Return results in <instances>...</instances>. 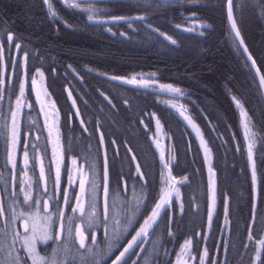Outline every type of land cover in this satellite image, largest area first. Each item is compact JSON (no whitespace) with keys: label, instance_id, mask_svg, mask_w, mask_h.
Masks as SVG:
<instances>
[{"label":"flooded vegetation","instance_id":"af4514ba","mask_svg":"<svg viewBox=\"0 0 264 264\" xmlns=\"http://www.w3.org/2000/svg\"><path fill=\"white\" fill-rule=\"evenodd\" d=\"M119 3L120 0H100L96 2V4L101 6L103 9L108 10L107 13L103 12V14L106 16L127 14L132 12L119 10L121 8V5ZM179 3L178 8L175 10L177 14L176 17L178 20H180L178 22L187 25L193 24L197 27L205 28L203 27V25H205L204 21H208L210 25V27H207L208 35L212 32V30L216 28L213 22L215 19L213 18V16H211V12L215 10V0H195V2H192V0H180ZM236 4L237 6H239L236 9V17L244 36L242 28L243 18L242 15L240 16V5L242 6L243 1L237 0ZM259 10L260 8H258V11ZM167 12L169 15H172L173 10H168ZM190 12H194L195 15H187ZM107 24L110 25L111 23ZM125 26H127L126 23L112 24V28L116 32L115 35L108 36L110 38V44L112 46L118 49L132 47L138 50H142L144 48L140 45H137L136 43L142 42L147 48L154 47L149 44V42L145 41L143 37H141V35L136 33H128L127 30H125ZM11 30L17 31V29L13 28H11ZM259 35L260 37H262L261 42H264V31H260ZM244 38L246 40V43L248 44V40L245 36ZM187 40L188 39L186 38V41ZM98 54L102 55V52H99ZM147 57L150 58V56L148 55ZM85 58L86 57H84V59ZM96 64V68L105 72L116 74H130L133 72L142 71L146 74H154L161 80H166L169 77L175 76L182 79L185 78V75H187V73L185 72H180L176 75L171 72H166L165 68L162 65L161 73L158 67L152 64H144L140 61H135V63L122 61L121 66L116 65L113 61H106V64L97 61ZM245 66L247 67V64ZM261 70L264 74V69ZM90 77H100V75L84 74V131L85 129L86 131H89L90 121L96 129V134L99 141L98 129H100V123L105 119V112L111 118L113 124L120 125L122 127L119 135L111 136L109 139H107L105 134L103 133L105 139V147L107 149L108 155V178L110 187L109 200L111 203L113 196H115L116 193H119L120 200H117V206L114 210V214H116V219L120 221L121 226H117L114 220L111 218H109L107 221L104 219L96 221L92 229H88L87 224L85 223L84 230L88 236L86 246L91 247L93 252L99 250L102 253H105L104 251L106 246V248L110 252L108 255H106V257L111 258H113L120 251L129 237L135 231L143 217L151 210L152 206L157 200L160 189L166 183L164 177H162L161 175V173L163 172L164 176H166V168L161 161V153H163V160L171 161L169 167L174 175L173 177L176 182L174 188L178 189L179 192L175 193L174 191L170 203L166 206L167 210H162L158 220L156 221V224H154V229L152 230L150 237V241L154 240L153 244L150 246L148 244L141 254L140 259L135 262L136 264H143L144 258L148 255L149 250L155 243L157 244L156 250L152 251L150 255H148V257L155 255L157 256L159 244L161 243L164 246L165 254L162 256L160 264H165L166 262L171 260V258L177 251L178 245L183 237L190 233L188 223L190 220L194 221L195 219L191 214H195V212H198L199 218L206 209V198L205 196L201 197L202 193H200L201 189L202 192L206 190V186H202L199 189L196 188V180L197 183H201L202 175L195 167H191L192 165H194L196 160L201 161V156L199 157L200 152L196 139L194 138V135L191 133V131L186 126L180 125V122L175 118V116L169 111V109H167L163 105V95L152 90L134 87L126 90V86L118 84L114 81H110L108 79H106V81L110 82V84L114 87L116 93L117 91H124V93L117 94L119 96H125V101L127 102V104L121 106L113 93L103 90V92L108 95L111 102L108 101L101 93L98 99V104H100L101 108L104 110L103 114L93 113L89 116L87 114V110L90 106V101L87 100V92L85 90L91 92L92 95L94 92L98 94V91H94L93 88H97L98 90V88L103 85L102 82H98L93 84L94 87H91L89 85ZM194 77L199 82L195 74L193 75V78ZM221 86V90L223 91L229 103V109L223 108L220 111L216 110L213 106L215 104H212L209 97H207L204 92H201L199 98L194 103H191L189 105V112L194 117V119H196V121L203 127L204 131L210 136V138L217 142L216 154L217 156L222 157L220 149L221 145L224 146V153L226 155L230 154L228 142L224 141L220 137V135L222 134H228L235 143V146L237 145V149H240V151L244 150L243 147L239 148L238 146V143L242 142V139L236 130L238 127L237 114L232 106L230 94L234 93L240 96L242 100H244V98H242L236 87L231 86V82L228 83L227 80L222 81ZM206 90L212 92L213 88L209 87ZM128 94L136 97L138 105L132 106L129 103L126 98V95ZM0 97H2V99H0V133H3V135H0L1 139L5 138L6 136L5 105L8 99L2 92H0ZM146 101H149L150 104L145 105ZM142 111H147L151 114L157 113V115L160 116L161 119L168 125V128H165L166 147L162 152L155 150L150 140V136L154 133L153 118L152 116L149 118H144L141 115ZM140 122L143 124V126L140 125ZM255 127L258 131L256 159L259 162L258 164H260V162L264 158V136H261V130L256 125ZM112 141H114L115 143L112 144ZM129 148L136 155L135 160L131 159L130 153L128 151ZM185 151L188 155V160L192 163L190 168H188L186 165H184V167L183 165H181L183 152ZM92 163H95V173L102 174L103 157L101 156V151L100 156H97L96 150L92 152L84 149V173H87L89 176L87 181V189H90V182L94 178L93 172L89 169V165ZM137 163L140 164V172L143 173L142 179L136 171ZM15 164L18 165L19 168L21 167L20 169H18L19 173H17V168L15 171L12 170L11 162H9L6 157H4L3 150H1L0 147V199L3 200L6 209L5 214L8 217H11V212L7 211L8 198L5 195V192H10L13 184L14 187L20 191V194L18 196L15 195L14 198L16 201L18 200L22 202V205H18V203L15 204H17L18 207L22 209L24 206V199L21 189L23 187V191H25L26 188H29V183L26 182L25 179H21V176L25 175V172L22 168L24 164ZM35 170L36 169H33V171ZM185 177L187 178L186 180ZM95 178L97 180V183L102 186L101 175H97ZM261 180H263V176H261ZM125 182L128 186L127 192L124 191ZM66 184L67 183L61 185L62 190L66 187ZM133 185H135L137 199H133V193L131 190ZM73 188H75L76 190V184L68 183L67 189L70 192V196ZM53 194L54 193L43 194L44 200L42 201V203H44V201H47V211L51 209L54 210L53 204L55 203V201L48 199V196ZM226 194L227 190L224 189L222 199L225 198ZM138 199H143V203L140 205L141 212L137 215L136 219L133 220L132 226L128 228L127 232L125 233L122 225L126 224L127 217L131 215V212L129 211L125 213L124 209L133 208ZM121 201H125L126 203H121ZM245 204L247 205L246 208H244ZM225 205L227 207L226 214ZM215 213H217L215 218L218 220L219 227L221 225V221L224 218L228 219V227L230 225V222L231 225L236 223L235 226L232 228L230 227V229L236 230V239L239 238L242 240V238L244 237V243L238 245L236 249H232L230 248L231 239L228 234L217 236L216 241H219L218 248L209 250L207 263L211 264V262L214 260L215 264H248L249 257L251 255L249 246L252 244L255 247L256 243L264 238V189H259V200L254 223L252 220L251 204L249 202L248 193L245 195L243 205L239 206L237 209V217L241 220H238L232 214H229L228 203L226 199H224V202L221 206H217ZM96 215H102L100 208L97 209ZM182 224L184 225L180 227ZM93 235L95 236V244H92ZM166 235L171 236V241H166ZM250 236L252 237L251 239L249 238ZM223 245H226V247L223 248ZM17 247H19V245H17ZM225 249L227 250L226 252ZM19 251H24V249L21 248L19 249ZM192 252H195V250L193 249ZM84 253L85 259H89V256H87L86 254V249H84ZM223 254L225 255L224 260H222ZM252 254H254V249ZM198 256L199 252L196 253L195 263L194 255L188 256L187 259H192L191 264H198ZM261 257H264V246L261 250ZM131 259L128 260V264ZM146 264H149L147 260Z\"/></svg>","mask_w":264,"mask_h":264},{"label":"trees","instance_id":"16d2710c","mask_svg":"<svg viewBox=\"0 0 264 264\" xmlns=\"http://www.w3.org/2000/svg\"><path fill=\"white\" fill-rule=\"evenodd\" d=\"M28 1L29 2H26L25 0H0V19L3 23L5 20L9 28L17 29V31H15L17 35L26 37L30 42L31 47L35 43H37V45L44 44V47L39 49V51H41L40 54H33L37 45L33 49H30V54L33 59H40L39 63H41L47 73H51L52 65L65 63L68 60H72V58L77 59V57H81V62H84V57H86L95 64L97 61L104 64H106V61H113L118 66L122 65L121 60H130L131 62L140 61L144 64H152L158 67L161 73V65L165 68L166 72L170 73L172 72V69L180 70L185 63V55L176 53L180 50L179 47L166 43L161 39L159 41H161L165 47L158 44H155V47L156 49L161 50L164 54L159 57L153 56L148 58L144 51H140L136 48L126 47L118 49L112 46L110 44V38L107 35L101 34L100 38L98 34L92 32L90 29L85 32L84 26H81V22L75 23L79 27V31L57 35L54 33L53 25L48 20L47 12L43 6L42 0ZM18 3L23 4V6L19 8ZM216 3L218 5H214V9L218 11V13H215L214 11L211 12L213 18L215 19L213 22L216 28L212 30L209 35H206L203 38L198 37L196 39H190L187 41L184 39L181 41L184 47H182V50L179 52H183L186 48L195 50V52L199 55H193L192 61H190V64L187 65V68L178 72H185L187 74L194 73L196 78L201 83V87L204 89L203 90L195 86L198 94L204 92V94L209 97L211 103L215 104L213 105L214 108L219 111L223 108H230L229 103L221 90V83L225 80H227L228 83L231 82V86L236 87L242 98H244L246 105L251 111L250 113L254 116L255 125L261 130V136H264V100L259 91L252 69L248 66L249 64L247 63L244 54L236 47V45L229 42L227 35L230 34L227 30L225 21L224 0H220V2L216 1ZM13 7H17L18 10L16 12H12L11 10ZM167 7L168 6L163 5L159 8ZM128 8L131 10H138L136 8H147V4L145 2L140 6H137L135 3H131ZM240 8V16L242 15L243 18L242 28L244 36L248 40V46L252 55L258 61L260 68L264 69V53L259 52L256 48L258 46L260 47L259 44L262 40V37L259 35L260 31L258 30L261 27V23H257L255 20L256 15L260 16L263 20L258 8L264 10V0H243V4L242 6L240 5ZM25 11L30 17V23L27 22ZM155 24L161 26L162 22L156 18ZM26 34L30 35L31 39L26 36ZM73 38L76 42L72 41ZM46 42L50 43L51 46H48ZM59 46H64L66 49L62 50ZM84 48H91L95 51L102 52V56H99L98 54L91 55L92 53H86ZM45 49L49 50L47 55L42 53ZM162 57L165 58L162 59ZM246 64L248 68L245 66ZM209 87L213 88L212 92L206 91ZM57 91L59 92V96L56 95ZM54 94L59 99L62 93L57 87H54ZM236 130L239 134L238 127ZM208 137L216 151L217 142L212 140L209 135ZM220 137L224 141L228 142L230 150V154L226 155L223 150L224 146L221 145L220 149L222 157L217 156V159H215L214 162L221 179V181L219 180L220 191L223 194L224 189L227 190L228 212L236 219L241 220L237 217V209L239 206L243 205L244 198L247 193L249 194V202L251 204L252 191L250 170L245 150L240 151V149H237V145L235 146V143L228 134H222ZM238 146L239 148L243 147V142H239ZM96 152L97 156H100L99 151L96 150ZM258 163L259 162L257 160L256 168L259 176L258 189H264V158L260 164ZM181 165H183V167L186 165L188 168L192 165V163L188 160L186 151L183 152ZM191 167H193V165ZM261 176H263V180L260 179ZM203 181L205 182L204 177ZM220 199H222V196ZM223 202L224 199L220 200L219 206H221ZM246 207L247 205L245 204L244 208ZM200 221L201 227L204 229V218L201 214V216L194 219V221H189V231L194 230L196 226L195 224ZM235 224H232L230 227H234ZM183 225L184 224L180 227ZM219 230L220 227L217 223L211 230V241L207 243L209 249L214 248V242H216ZM170 237V235H166L167 242H169L168 239H170ZM242 240L239 238L232 239L230 241V248H236L238 245L243 243ZM160 248L163 249V244L161 243L159 244V249ZM161 253L162 252L157 251V256L147 257L148 263L160 264L156 259L160 257ZM259 264H264V258Z\"/></svg>","mask_w":264,"mask_h":264},{"label":"rangeland","instance_id":"374dc122","mask_svg":"<svg viewBox=\"0 0 264 264\" xmlns=\"http://www.w3.org/2000/svg\"><path fill=\"white\" fill-rule=\"evenodd\" d=\"M26 2H29L28 0H25ZM217 2H220V0H215V4ZM255 1V0H254ZM81 2V8H84V0H80ZM147 4V8L150 11H153L155 8V4L153 0H125L124 1V7L128 8L131 3H135L137 6H140L142 3ZM48 3H51L53 5V8L55 12L57 13V16L59 17L56 22L52 23L50 22L54 27V33L57 35H60L57 29L61 26V35L64 33H71V32H77L79 31V28L77 29L75 26H73L76 22H84V11L81 9L76 8H70L65 3H63V0H48ZM69 3H71V0H69ZM19 4V3H18ZM31 4V3H30ZM180 4V3H179ZM218 5V4H217ZM23 6V4H19V8ZM58 6H62L65 9H71L66 12L67 16H64L61 18L59 16ZM46 10L48 12L47 4L45 3ZM10 8V7H9ZM11 10V9H10ZM18 10L17 7L12 8V12H16ZM215 13H218V11L214 10ZM259 13L264 17V10L260 9ZM263 13V14H262ZM49 15V12H48ZM16 16V15H15ZM25 16L27 19V22L29 21V15L25 11ZM212 16V14H211ZM7 17V16H6ZM71 17V18H70ZM56 19L49 15V19ZM71 21L68 22V21ZM161 24V29L164 32L173 33L178 30L177 26L173 25L171 23V20L168 17H162L159 19ZM255 20L257 23H262V27L259 28V31H264V18L261 19L260 16L256 15ZM50 21V20H49ZM85 32H87L85 30ZM7 34H11L13 36V40L11 42L7 41L4 37H6ZM79 34V33H74ZM31 39V36L26 34ZM141 37L145 38L148 41H151L153 38V35L149 33L142 34ZM229 42L233 43L232 37L230 35H227ZM5 39L6 42L9 44L11 43L13 45L12 51H13V57L10 62L6 59V49L2 46V58H0V64L2 66V71L0 73V80H3V84H0V92H2L6 98L11 101V109L8 112L6 116V136L5 138L0 139V147L1 150H3V155L6 157V159L11 162V158L14 160L15 163H23V151H27L29 154V161L27 167L22 166L25 175L21 176V179H25L26 182L29 183V188H26L24 192H30L31 195L34 198H38L41 195V190L47 185L48 191L45 192L46 194L53 193L52 191V177L55 174L57 162L59 161L60 164V183L63 185L64 183H68L70 181V178L73 176L74 171L71 168L73 165L71 164V157H74L76 160H78L79 165L84 172V149L87 151L94 152L97 148L100 147V143L98 141V137L96 134V129L94 125L89 121L90 129L89 131H84V129L76 128V126H79L77 123L70 122L67 117V112L65 109L64 99H63V88H64V82L62 76H64V72L68 73L69 68L67 67V64H71L72 62L77 67H82L81 64V57H77V59L72 58L70 62L65 63H59L58 65H52L51 66V78L48 79L45 76V73L43 72V69L38 65L39 58L32 59L28 52L26 50L22 49V44L18 37L14 35L12 31H9V26L7 22L4 20V23L0 19V45L2 39ZM74 42V38L72 39ZM76 42V41H75ZM263 42V41H262ZM260 42V44L262 43ZM137 45L142 46L144 49L140 51H144V53L150 57L153 56H160L164 53L161 52V50L156 49V47L147 48L142 42H136ZM19 44L20 48H16L15 45ZM48 46H51L50 43L46 42ZM259 44V45H260ZM37 45V43L33 44V48ZM44 47V44L37 45L34 50V54H40L41 51H39L40 48ZM184 47V46H182ZM182 47L180 50H182ZM60 49L65 50L64 46H59ZM257 50L261 53H264V42L260 45V47H256ZM261 48V49H259ZM69 50V49H68ZM179 50V51H180ZM38 51V52H37ZM84 51L86 53H92L91 55L98 54V51H95L91 48H84ZM177 51L176 53H181L185 55V63L180 68V70L172 69L171 73L177 74L180 73L178 71H183V69L187 68V65L190 64V61H192L193 55H199L195 52V50L186 49L183 52ZM198 51V50H197ZM27 53V60L24 59V54ZM42 53L44 55H47L49 53V50H43ZM175 53V54H176ZM99 56H102L98 54ZM165 57H162L164 59ZM69 61V60H68ZM125 62H131L130 60H121ZM135 63V62H133ZM13 65H15V68H13ZM64 71V72H63ZM39 73H43V75H40ZM193 73L185 75V78H188L192 80V83L194 85H199L200 89H203L201 86V83L198 82L195 77L193 78ZM106 77L100 76V77H90L89 79V85L91 87H94V83L102 82L103 85L100 86L97 90V88H93L94 91H98V94L95 92L92 93L87 92L86 97L87 100L90 101V106L87 110V114L90 116L93 113L103 114V109L101 108L100 104H98L99 96L101 95V91L105 90L108 92H111L114 94L118 102L121 104V106L127 104L125 101V96H119L117 93H124V91H115L114 87L110 84L109 81H106ZM35 81L33 84L32 82ZM24 85V96L21 99V103L24 105L22 107L16 117V122L18 126V133H19V141L17 148L13 150L12 147V112H15L16 109V99L19 97V87L20 85ZM52 87H57L60 92L62 93V106H59L56 103V100L54 96L51 93ZM131 86H127L125 89L129 90ZM222 89V86H221ZM204 90V89H203ZM208 92V90H206ZM126 92V91H125ZM56 95L59 96V92H56ZM81 100L84 102V93L83 96H80ZM127 100L132 106L138 105L137 99L133 95H126ZM150 102L146 101L145 105H149ZM84 105V104H83ZM102 109V110H101ZM123 109V107H122ZM141 115L144 118H149L152 116L151 113L147 111H142ZM43 116V119L41 117ZM44 120V121H43ZM140 125L143 126V124L140 122ZM126 128V127H125ZM100 129L105 134L106 138L109 139L111 136H117L121 132L122 127L120 125L113 124V121H111V118L108 116V114L105 112V119L100 123ZM57 130L59 134V144L63 146V155H60V149L55 148L54 149V141L57 137ZM94 132V133H93ZM56 153V155H53V153ZM11 157V158H10ZM49 161H51V164H49ZM43 166L44 168V176L40 177V169ZM51 167L52 175H49L48 169ZM17 173L18 165L14 168L12 166V170H16ZM33 169H36L33 171ZM76 176V175H75ZM39 177V183L40 188H37V178ZM75 182H79V180H75ZM204 186V183H197L196 180V188L199 189L200 187ZM23 189V187H22ZM8 193V194H7ZM13 193H19L20 191L14 187L12 184L11 191L5 192V195L7 196L8 204H12L13 208L16 211H20L21 209L18 207V205H22V202L19 201L18 205L15 204V195ZM176 193V192H175ZM62 195V190H59V196ZM24 199V195H23ZM42 203V201H41ZM43 204V203H42ZM23 210L28 211V206L26 204H23ZM89 206V205H88ZM89 210V209H88ZM87 210V211H88ZM48 211H52L48 210ZM86 211V212H87ZM191 214V213H189ZM195 219L198 218V212H195V214H191ZM11 217H9V220ZM55 220L56 218L53 217ZM101 220V218L97 217L96 221ZM16 226L20 231H23V219L17 220ZM67 225V224H66ZM84 227V224L81 225V221L77 220L75 222L74 227L80 228ZM228 236L230 239H236V230L235 229H229L227 231ZM168 241H171V239H168ZM156 243L151 247L149 250L148 255L154 250H156ZM190 245H184L179 251L178 257L175 261V264H178V261H181L182 264H191V260H186L188 256ZM182 249H186L184 252H182ZM163 249H158V252H162ZM105 254H109V250L105 246ZM20 254L26 261H28V258L25 256V251H20ZM148 255L144 258L143 264H146V260ZM92 259V257L89 259V261ZM99 259V257H97ZM89 261H86V264H88ZM103 259L100 260V264L102 263Z\"/></svg>","mask_w":264,"mask_h":264},{"label":"snow or ice","instance_id":"6c2138e0","mask_svg":"<svg viewBox=\"0 0 264 264\" xmlns=\"http://www.w3.org/2000/svg\"><path fill=\"white\" fill-rule=\"evenodd\" d=\"M192 2H195V0H192ZM45 3L47 4L49 15L53 18L58 19L57 13L55 12L53 5L51 3H48V0H45ZM63 3H65L70 8H76L81 9L82 11L90 13L87 16L88 21H94L96 20V14L98 12H105L107 13V9H96L95 7H87V8H81V2L80 0H71V3H69V0H63ZM227 4V15L230 21V26L232 30L235 32V37H240L239 29L237 28L236 20L233 18V9H232V0H226ZM145 17L139 16V17H114L112 18V23L116 24L120 21H123L126 24H131L135 20H141L143 21ZM103 23H107V21H101ZM203 27L207 28L210 27V25H203ZM189 31H192L194 29L189 28L186 29ZM161 35H164L161 33ZM7 41L11 42L13 40V36L11 34H7L6 37H4ZM167 39L171 40V37H166ZM172 43H175L173 40ZM239 43L243 44V40L239 39ZM13 45L9 43L8 49L9 53H11ZM15 47L18 49L20 48L19 44H16ZM245 51L247 49L245 48ZM0 58H2V45H0ZM25 61L27 60V53L24 54ZM249 59H251V56L249 54ZM252 64L255 65V60H252ZM15 67V65H13ZM256 72L259 74L260 69L257 67ZM40 75H43V73H39ZM112 79H121L118 77H112ZM124 83L128 85H133L136 87H143V88H149L154 86L155 81H152L150 79H137L135 76H133L130 79H124ZM33 84L35 81L32 82ZM0 84H3V80H0ZM259 84L261 87H264V74L259 75ZM160 90L167 91L170 93H174L177 95H182L181 90L179 88L173 87L171 84H161L159 85ZM69 96H71V92L68 93ZM24 96V85L21 84L19 87V97L16 99V111L12 112V147L13 150L17 148L18 141H19V133H18V126L16 122V117L22 107L24 105L21 103V99ZM2 99V97H0ZM107 99V97H106ZM233 100L235 104L241 108L242 112L241 114L245 117H247V113L243 111V105L240 104L239 100H236L235 97H233ZM73 104H75V100H73ZM173 108L176 107V105H172ZM79 113V110L77 109V114ZM180 115L184 117L185 120H187L189 123H191V118L184 116L183 112H180ZM158 123V122H157ZM250 118L246 119L244 121L243 127L245 129L244 136L246 138L251 137L249 143L247 144V154L249 159L252 161V178L253 181L256 180V164L255 160L253 159V145L255 143V136L256 133H253L250 128ZM81 124H83V121H81ZM195 127V125H193ZM86 131V129H85ZM0 135H3V133H0ZM100 141L101 145L103 146V134L100 135ZM112 144L115 142L112 141ZM58 148L60 149V155H63V146L59 144V134L57 130V137L54 141V149ZM129 152H131V149H128ZM53 155H56L55 151ZM132 160H135L136 157L133 155L131 157ZM29 161V154L25 150L23 151V162L24 166L27 167ZM161 161L164 164V167L167 168L168 165L171 163V161H164L163 160V153H161ZM76 161L73 160V164H75ZM49 164H51V161H49ZM13 167H16L15 162L13 161ZM89 169L93 172L94 178L90 182V189L86 188V179L82 178L79 181V184L76 185V187L79 188V195H71L68 194V189L66 188L64 190L63 196H57L55 194L48 196L49 200L55 201L53 204L54 211H47L48 204L47 201H44L42 204L41 201L44 200V193L48 191L47 185L43 187L41 190V195L38 198H34L30 192H24L23 189H21V192L24 195V204L28 206V211H24L21 209L20 211H16L12 204L8 205L7 211L11 212V219L9 220V217L5 214L6 209L3 203V200L0 199V264H28V262L24 259V257L21 256L19 249L25 250V256L28 258V260L31 261V264H69L71 261L72 264H75V261L77 258L80 259V261L84 262L85 260V253L81 252V249H86V254L89 257H92V259L88 262V264H100V260L106 258L105 253L100 252L97 250L96 252H93L91 247L86 246V241L88 239V236L81 226L80 228L74 227L75 222L77 220L81 221V225L87 224L88 229H92L96 223V214H97V205L98 202L102 201L100 205V211L102 212L104 218L107 220L109 218L113 219L115 224L117 226L120 225V221L116 219V214H114V210L117 206V200H120L119 193H116L115 196H113L111 203L109 200L110 197V187H109V178H108V155H107V149H104L103 152V168H102V174L95 173V163H92L89 165ZM136 171L140 175L141 179L143 178V173L140 172V164H136ZM49 175H52L51 167L48 169ZM209 173L210 175L213 174V170L211 167H209ZM101 175L102 180V186L97 183L96 176ZM162 177H164L165 182L167 183L168 177L164 176V173H161ZM40 177L44 176V168L43 166L40 169ZM83 176V173H82ZM174 179V177L172 178ZM187 178L185 177V180ZM60 181V164L59 161L57 162L55 174L52 177V191L55 193L56 189L58 188ZM71 184V181H69ZM210 186H211V209H215L216 206V186L215 181L210 180ZM37 188H40L39 183V177L37 178ZM132 193H133V199H137L136 197V190L135 185L132 186ZM175 192H179L178 189H173ZM124 191H128L127 183H124ZM73 192H75V188H73ZM13 195H19V193H13ZM170 195V193L168 194ZM85 198H87V201L89 203V210L86 212L84 207V201ZM15 203H19V201H15ZM121 203H126L125 201H121ZM143 203V199H138L137 203L133 206V208H125L124 212H131V215L127 217L126 224L122 225L124 232L126 233L128 228L132 226L133 220L136 219L137 215L141 212L140 205ZM169 203V200L165 197L160 198V202L155 204V207L151 211V215H149L146 219H144L143 225L139 227V230L135 232V235L132 236L131 240L127 243V246L123 248V250L119 253L118 256H116L115 260L112 261V264H128V260L131 259L133 255H136V249L140 248L142 251V245L148 242L149 237V229L153 227L154 224H156L157 217L160 216V210H167V205ZM63 205L64 208H69L71 212L73 213L72 216L67 217V225H65V215L64 211L61 209V206ZM74 205V206H73ZM43 209V211H42ZM79 213V216L76 214ZM227 213V207L225 205V214ZM56 217L54 220L53 217ZM23 219V231H20L16 226V221ZM253 223L255 222V217L253 215L252 217ZM212 221V211L210 210L208 212V222L209 226L211 225ZM158 226V225H157ZM250 231V229H249ZM78 238V244L79 246H76V240ZM252 238L251 236L249 237ZM49 241H53L55 244V247L49 249H46L44 254L41 253L40 245H47ZM186 245H190L191 241H186ZM92 244H95V236L92 237ZM261 246H264V240L260 241ZM19 245V247H17ZM111 247V246H110ZM186 249H182V252H184ZM50 251V255H49ZM227 250L225 249V252ZM204 257L206 258L208 256L207 249L204 250L203 253ZM99 257V259H97ZM132 264H136L135 261H132ZM178 264H182L181 261H178ZM200 264H204V260H201ZM211 264H215V261L213 260Z\"/></svg>","mask_w":264,"mask_h":264},{"label":"water","instance_id":"95a60500","mask_svg":"<svg viewBox=\"0 0 264 264\" xmlns=\"http://www.w3.org/2000/svg\"><path fill=\"white\" fill-rule=\"evenodd\" d=\"M226 10H227V4H226ZM227 16H228V15H227ZM133 17H137V15H133ZM233 18H234V17H233ZM228 20H229V18H228ZM229 23H230V21H229ZM237 28H238V27H237ZM231 29H232V28H231ZM232 31H233V33H234V35H235L234 30H232ZM239 39H242L241 34H240V37L237 38L238 42H239ZM242 40H243V39H242ZM240 45H241V47H242L244 53L246 54V56H247V58H248L250 64L252 65V67H253V69H254V72L256 73V75H257V77H258V79H259V75H261V73L258 74V73L256 72V68L258 67L257 64H256V62H255V65L252 64V60H254V59H253L252 55L250 54L248 48L246 47L244 41H243V44H240ZM245 48L247 49V51H245ZM249 54H250V56H251V59H249ZM124 79H127V78H121L122 81H124ZM128 79H130V78H128ZM260 88H261V91H262L263 96H264V87H261V86H260ZM238 110H239V112H240V117H241V118H240V121H241V123H242V125H243V124H244V121H245L246 119H248V113H247V111L245 110V108L243 107V111L247 113V117H245V116H243V115L241 114L242 110H241L240 107H238ZM192 125H195V127L193 126V131H194L196 134L200 135V132H201V131H199V129H197L198 126H197L194 122H192ZM202 137H203V136H202ZM201 147H202V153H203V156H204L205 159H206L207 180H208V189H209V194H210V208H211V186H210V180H214V181H215V184H216V176H215V171H214V169H213L212 167H211V168H212V170H213V174L210 175V173H209L211 154H210V151H209V147L207 146V144H206V142H205V140H204L203 138H202V141H201ZM248 162H249L248 165H249V168H250V171H251L252 187H253V190H256V189H257V179H256L255 181H253V178H252V161H251L250 159H248ZM150 215H151V214H150ZM143 222H144V220L141 222V224L139 225V227L143 225ZM139 227L137 228L136 231L139 230ZM136 231H135V232H136ZM135 232H134V234H133L132 236L135 235ZM132 236L129 238L128 242L131 240ZM128 242H127V243H128ZM127 243H126V245H125L124 247L127 246ZM124 247H123V248H124ZM122 250H123V249H122ZM122 250H121V251H122ZM121 251H120V252H121ZM120 252H119V253H120ZM119 253H118V255H119ZM118 255H117V256H118ZM115 258H116V257H115Z\"/></svg>","mask_w":264,"mask_h":264}]
</instances>
